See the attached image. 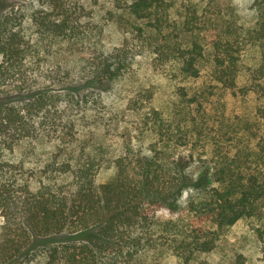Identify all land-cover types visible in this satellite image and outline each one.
<instances>
[{
	"label": "trees",
	"instance_id": "obj_1",
	"mask_svg": "<svg viewBox=\"0 0 264 264\" xmlns=\"http://www.w3.org/2000/svg\"><path fill=\"white\" fill-rule=\"evenodd\" d=\"M108 2L150 21L153 32L163 30L174 6ZM99 4L29 0L0 16V264H207L202 256L226 246L232 226L256 216L264 169L239 146L174 139L170 107L148 87L117 96L144 54L153 56L151 69L170 64L196 79L204 52L192 41L172 57L141 27L130 32L134 50L127 35L105 50L94 22ZM255 11L253 63L238 67L222 51L212 69L230 89L242 84L254 117L264 118V0ZM250 121L252 138L264 140V125ZM105 168L113 174L97 185ZM225 257L246 264L234 249Z\"/></svg>",
	"mask_w": 264,
	"mask_h": 264
},
{
	"label": "rangeland",
	"instance_id": "obj_2",
	"mask_svg": "<svg viewBox=\"0 0 264 264\" xmlns=\"http://www.w3.org/2000/svg\"><path fill=\"white\" fill-rule=\"evenodd\" d=\"M27 1L0 0V16L12 6L23 5ZM255 2L174 0L167 25L163 30L153 32L150 21L137 20L128 13L112 9L108 0H100L94 22L103 31L105 50L118 46L126 35L131 36L129 48H135L133 46L138 44L136 34L130 32L137 33V28L141 27L147 35L150 34L155 46L172 57H177L179 51L192 41H197L204 52L199 65L201 75L196 79L180 75L170 64L151 69L153 56L144 54L136 60L130 75L116 86V95L126 96L133 88L148 87L155 92L157 103H167L165 105L170 107L167 119L174 139L181 137L187 145H223L225 149L239 146L250 162L254 161V165L264 169V140L252 138L246 127L251 119L264 125V118L254 117L253 104L247 99L242 84L230 89L226 83L216 80L212 69L222 51L238 58V67L244 68L253 63L257 46L249 32L255 28ZM188 111L190 114H187ZM187 118L197 121V129L191 122H184ZM194 171H199V167ZM112 174V168L102 169L96 176V184L106 182ZM225 244L202 258L207 264H226L225 256L234 249L244 254L246 264H264V201L258 203L256 216L243 218L229 229ZM166 263L178 264L174 258L167 259Z\"/></svg>",
	"mask_w": 264,
	"mask_h": 264
}]
</instances>
